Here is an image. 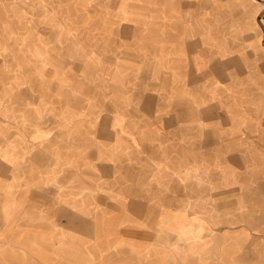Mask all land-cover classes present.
<instances>
[{"label": "rangeland", "instance_id": "rangeland-1", "mask_svg": "<svg viewBox=\"0 0 264 264\" xmlns=\"http://www.w3.org/2000/svg\"><path fill=\"white\" fill-rule=\"evenodd\" d=\"M160 1L168 0H22L18 9L10 2L5 10L3 17L16 18L23 30L17 37L0 28V218L7 222L24 218L38 225L24 230L31 231L26 235L33 239L18 234L23 240L9 241L15 248L8 254L0 251V264H10L12 259L17 264H55L49 260V247L57 256L64 249V264H130L125 229L138 226L156 237L159 230L153 225L163 220L158 216L154 224L140 221L147 208L163 210L143 202L155 194L145 191V182L157 180L152 169L159 166L156 158L168 159L170 165L173 160L180 166L199 165L195 184L187 180L180 191L181 200L192 196L183 208L189 217L194 197L198 206L199 199L204 200V206L195 210L208 209L217 215L221 200L229 203L243 193L253 195L245 192L246 186L252 180L264 182L263 175L254 174L264 168V145L252 143L258 135L255 130L264 122V101L250 104L252 93L263 96L264 85L258 77L264 79V60L254 65L253 58L264 55V48L259 46L257 52L250 48L258 35L246 31L251 0H217L223 7L215 10L223 20L219 27L208 26L220 36L214 48L192 43L203 31L191 19L182 28L165 25L164 30L160 18L166 7ZM176 19L185 18H169ZM5 34L12 37L7 39ZM220 45L230 50L229 57L218 56ZM172 50L163 68L160 61L165 51ZM174 59L181 60L180 73L175 64H169ZM220 61H234L237 72L214 71L212 65ZM191 79L198 90H205L196 98H205L206 103H194L188 115L184 104L195 97L187 91L193 86ZM179 90L183 96L177 94ZM188 135L195 141L191 151L184 138ZM234 136L245 140L248 164L243 163L238 144L229 140ZM128 165L136 169L130 171L135 182L143 178L141 170L154 172L144 175V185H129L132 193L121 184L126 178L123 167ZM102 167H106L104 173H100ZM107 181H117L115 190L101 188ZM98 197H104L116 216L105 218L104 211L95 210L93 225L73 202L83 198L90 204ZM236 208L229 219L239 210L259 213ZM42 215L53 216L65 228L64 241L44 239L50 228L42 224ZM211 225L221 232L231 228L216 220L205 227ZM2 231H10L8 224L0 229V239L7 240ZM130 232L137 234L134 241L140 245L148 247L157 240L143 241L139 233ZM27 252L35 259L29 260ZM175 258L183 260L182 255ZM218 258L209 260L210 264L219 263Z\"/></svg>", "mask_w": 264, "mask_h": 264}, {"label": "crops", "instance_id": "crops-1", "mask_svg": "<svg viewBox=\"0 0 264 264\" xmlns=\"http://www.w3.org/2000/svg\"><path fill=\"white\" fill-rule=\"evenodd\" d=\"M240 1V0H239ZM10 2L12 3L13 9H18L21 5L20 3L22 0H0V28L3 30V32L6 33H14L17 37H20L18 35L21 33L23 29L19 27V22L16 21V18L12 21H8L5 16L6 9L9 8ZM160 5L166 7V11L163 10V17L160 18L161 24L164 25L163 29L166 30L165 25H169L171 28L179 29L180 27H184L187 24V21L189 19L192 20V22L199 23L198 27L203 33H200L201 35H196L199 38L194 39L192 43H195L196 47L200 45L203 46H209L210 48H214L217 41H220V36H218L217 33H214V31H210L208 26L212 27H219L223 17L220 13L217 12L215 8L219 10V8H222L217 0H168L160 1ZM242 2L240 3V6H242ZM15 14V13H13ZM178 14V15H177ZM215 14V15H214ZM217 14V15H216ZM264 0H251V6L248 11V18H247V32H254L258 34L256 38L251 42L250 48L254 51H258V47L262 46L264 48ZM3 18H2V17ZM177 16L180 19H184L183 21H180L176 19L175 21L171 22L169 18H177ZM186 21V22H185ZM197 30V29H196ZM11 38L12 36L6 35L5 38ZM27 37H30L29 34ZM195 37V35H194ZM33 40V37H31ZM35 42V41H34ZM31 45H34L32 43ZM190 46V45H188ZM185 50H187V46L184 47ZM218 50V56L222 58H227L229 55H231L230 50L225 47L223 48L221 45ZM260 48V47H259ZM5 48H2L4 50ZM172 51L166 52V55H164L163 59L160 61V65L164 68V64L168 63L166 61L167 55L172 53ZM261 59L264 60V55H262L259 59L256 57L253 58V64L260 62ZM175 61H170V63L175 64V70L177 73H180L182 70L181 67V60L180 59H174ZM258 60V61H257ZM171 65V64H170ZM218 66L220 70H217L215 66ZM172 66V65H171ZM234 67V61L229 63H222L221 61L219 63H215L212 65V68H214V71H219V73L224 74L227 73H233L237 72V70H233ZM183 71V70H182ZM196 72H198L196 70ZM259 74L257 71H255L254 68V78H256ZM238 79V77H237ZM259 83L262 82L264 85V79L260 81V77H258ZM191 84H193L192 87H189L187 91L190 93V96L193 97L192 100L189 101V103H185L184 105H188L189 107V114L191 111V107L194 105V103L197 104H204L206 103V99L204 98L202 101L197 100V96H203L205 94V90H202L199 88L197 89L195 84V79H191ZM241 86V84L239 85ZM161 89L164 91L165 86L164 84L161 85ZM264 87L262 88V93L260 95V98L257 97L256 93H252V103L253 106L258 105V101L262 102L264 101ZM182 90V89H181ZM234 88H229V91L232 92ZM180 96H183L181 91L177 92ZM210 93L213 94L212 91ZM251 96V95H250ZM238 98V97H237ZM241 98V95L239 96V99ZM244 98V97H242ZM246 99V98H244ZM254 100V101H253ZM181 105V104H180ZM239 112V111H238ZM190 118V117H189ZM191 119V118H190ZM189 119V123L193 122ZM210 122L213 124L214 120L209 119ZM180 127V126H179ZM255 131H258V135L253 136V142L255 144L264 145V122L260 123ZM184 138H188L189 142V151H191L192 147L191 144H195L194 138L190 135L184 136ZM223 138V137H222ZM230 141L233 143H237L238 150H242V161L244 164H248V156L245 152L246 145L245 140L243 137L234 136L229 138ZM180 142V141H179ZM179 145V144H178ZM176 146L177 148H180V146ZM117 148L121 145H115ZM115 148V151L116 149ZM264 148V147H263ZM146 152H148V147L145 148ZM142 150V149H141ZM259 150L261 151V146H259ZM264 150V149H263ZM194 151V150H192ZM118 152V151H116ZM255 152V150H254ZM259 152V151H258ZM255 154V153H254ZM119 156H116L115 159L117 160ZM113 159V158H112ZM168 159L163 160L162 162L159 158H156L154 162L156 163L155 168H152L155 171V175L157 177V180H155V183H146V189L145 191L152 190L154 191V195L152 196V199L149 201H143L146 202V204L149 203H155L158 208H161L163 210L155 211L152 209L147 210L141 215L143 219H140V221L144 223H152L154 224L158 218V216H161L163 218L162 222H156L153 225V228H157V235L154 237L153 235H148L145 230L139 229L138 226L135 228L133 226L130 227V231L134 230L135 233H139L141 239L143 241H148V238H157L155 239L154 244L148 245H140L138 242L134 241L137 240L136 238H139L137 234L131 233L128 229H125L126 239L130 245L131 248V259L130 264H146L149 261L152 262L150 264H210L209 260L215 257H219L220 260L217 264H264V214H261V211L264 210V182L260 183L255 181L253 183V180L251 181V185H247V190L245 192H252V194L247 195L246 193H243V196L241 198H238L235 201L227 202L225 200H221L220 202L222 205H220V209L217 211V215L213 214L212 211L208 209H203L201 212H198L195 210L196 208H200L201 206H204L203 199H199V206L198 201L195 200L194 197V203L195 207L190 208L189 205L187 207L190 208L191 211H194L192 214V217L187 216L186 212L183 209L187 205V201H191L189 199L187 200H181L180 198V191L182 185L187 182V180L193 184L197 181L198 176V170L199 165L191 164L180 166L178 162H175V160L172 161L171 165L169 162H167ZM160 167V168H159ZM122 168V167H121ZM119 168V170L121 169ZM102 171L100 173H104L106 170V167L100 168ZM116 169H114L115 171ZM124 170V176L125 181H121V184H124L125 191L130 190V186L132 183H137L138 185L142 186L144 185V175H151L150 172H144L140 171V175L143 177L140 179V182H135L132 179L133 173H130V171L136 170L135 168L130 167H123ZM152 170V171H153ZM228 169L225 168V172L229 173L227 171ZM258 171V173H254L258 176H264V168H259V170H255L254 172ZM116 172V171H115ZM114 172V175L117 174ZM249 174V173H248ZM252 174V175H254ZM244 175V173H243ZM247 175V174H246ZM245 176V175H244ZM245 180V179H244ZM119 181V182H120ZM234 183V180H231ZM231 181L226 182L231 184ZM117 181H107L105 183L100 184L101 188H106L107 190H115ZM149 184L151 186H149ZM203 186V185H201ZM205 186V185H204ZM108 187V188H107ZM149 187V188H148ZM209 188V187H207ZM229 188V187H228ZM105 189V190H106ZM191 190V189H190ZM225 190H230L225 188ZM131 191V190H130ZM233 191V190H232ZM132 193V191H131ZM263 193V195L261 194ZM252 195V198L250 197ZM86 198V197H83ZM81 198L78 201L73 202L77 208H80L78 210V213H80L83 217L91 219L93 222V225H96V221L94 220L93 212L95 210L99 213L100 211H104L103 215L105 218L109 219H115V212L111 213L108 209L111 207L108 205V202L104 201L103 199H92V203L85 204L84 199ZM126 201V200H125ZM145 204V203H144ZM202 204V205H201ZM218 206V205H217ZM116 207V205L114 206ZM236 207H247L251 208L253 210H257L259 213L257 215H254V211H252V214L250 211L243 212L242 210L237 211V214L235 217L230 218L228 214L231 212H234L237 210ZM30 211V210H29ZM34 212V211H30ZM36 214V211L35 213ZM189 214L191 212L189 211ZM37 215H41L40 213H37ZM43 219L41 220L44 226H48L50 228V231L47 234V237H44L45 240H55V241H64V234L67 233V231H64L65 228L57 224V222L54 220L53 216H47L42 215ZM102 217V216H101ZM198 217H203V219ZM219 219V220H218ZM219 223L220 226L225 225L227 227H231L225 232H221L218 229H214L215 226L211 225L209 228L205 227V224H212L214 221ZM155 221V222H154ZM110 222V221H107ZM133 222V220H131ZM116 223V221H115ZM8 224V227L10 231H2L5 235H7V240L5 237L0 239V251L4 252L5 254H8L12 252V248H15L10 244V240L14 241L15 238H18L17 240H23L21 239V235H23V238H28L26 234H29L31 231H24L26 228H31L34 225H38V221L30 222L23 218V220L19 219L16 221H4L2 218H0V229H5V226ZM23 226V227H22ZM53 226V227H52ZM234 226H238V228L234 229ZM214 227V228H213ZM24 228V229H22ZM17 229V230H14ZM95 229V228H94ZM12 230V231H11ZM32 230V229H29ZM217 230V231H216ZM25 232V233H24ZM95 234V231H92ZM221 232V233H220ZM24 233V234H22ZM71 234H74L73 232H68ZM156 233V232H154ZM258 233V235H262V237H256L255 234ZM18 234L20 235L18 237ZM138 234V235H139ZM129 235V236H127ZM77 237L81 238V235L76 233ZM90 236L89 238H91ZM94 237V236H93ZM6 240V243H1V240ZM33 239V238H28ZM41 238H38L40 240ZM81 239H84L81 238ZM37 240V239H34ZM53 240V241H54ZM38 242H36V245L38 246ZM51 246H55V242L51 243ZM4 245V247L1 248V246ZM48 245V243H46ZM46 247V246H45ZM17 249V248H16ZM18 250V249H17ZM48 251L49 260L54 261L55 264H64V249L62 251L61 256H57L54 253V250L49 247V249H46ZM29 260H34L32 258L31 253L27 252ZM183 256V260L179 261L175 258V256ZM219 255V256H217ZM40 263V262H39ZM10 264H17L16 260L12 259Z\"/></svg>", "mask_w": 264, "mask_h": 264}, {"label": "built area", "instance_id": "built-area-1", "mask_svg": "<svg viewBox=\"0 0 264 264\" xmlns=\"http://www.w3.org/2000/svg\"><path fill=\"white\" fill-rule=\"evenodd\" d=\"M263 17H264V14H263Z\"/></svg>", "mask_w": 264, "mask_h": 264}]
</instances>
